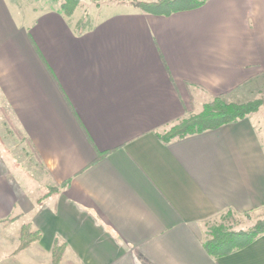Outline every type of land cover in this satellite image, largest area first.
Listing matches in <instances>:
<instances>
[{"label": "crops", "instance_id": "obj_1", "mask_svg": "<svg viewBox=\"0 0 264 264\" xmlns=\"http://www.w3.org/2000/svg\"><path fill=\"white\" fill-rule=\"evenodd\" d=\"M127 1L66 15L0 0V115L57 187L39 203L0 155V264H51L56 240L59 264H264V234L217 258L202 244L218 213L264 207V103L157 136L213 95L264 97V0L169 15ZM27 223L41 236L15 252Z\"/></svg>", "mask_w": 264, "mask_h": 264}, {"label": "trees", "instance_id": "obj_2", "mask_svg": "<svg viewBox=\"0 0 264 264\" xmlns=\"http://www.w3.org/2000/svg\"><path fill=\"white\" fill-rule=\"evenodd\" d=\"M206 0H153L139 1L130 0L127 3L140 10L156 15H169L173 12L189 10L204 4ZM77 0H63L62 11L66 15L73 12ZM261 102L258 100L247 102L227 101L222 94L213 95L212 98L203 104L201 111L173 120L170 128L157 136L167 142L173 139H181L189 135L198 134L206 130L216 129L221 125L243 119L247 115L257 111ZM56 191L53 189L51 192ZM264 234V220L257 221L247 230L234 231L222 224L211 226L202 240L207 253L217 258L240 249L258 236ZM40 232L32 230L29 223L23 224L20 228L19 243L15 250L18 252L27 248L40 238ZM64 251V244L57 240L51 249V264H59Z\"/></svg>", "mask_w": 264, "mask_h": 264}, {"label": "rangeland", "instance_id": "obj_3", "mask_svg": "<svg viewBox=\"0 0 264 264\" xmlns=\"http://www.w3.org/2000/svg\"><path fill=\"white\" fill-rule=\"evenodd\" d=\"M54 1L55 3H59L61 8L63 0ZM108 1L110 0H77L73 11L76 8L80 9L81 11H93L94 9L98 8L101 4ZM255 100L260 101L261 104L264 103V97L262 95L260 96L257 93H252L251 96H249L247 99L239 98L234 101L247 102ZM2 117L4 118V116L0 115V155L7 160V163L12 168L15 166L20 167L23 176V182H27L28 186L31 187V189H27L28 195L31 198L32 196H36L40 203L44 200L47 195L52 194L54 192H51L53 189L57 190V187L52 186V183L48 178L47 173L45 172L43 167H41V165L36 162L34 157H30L28 155V153L26 152L28 148H25V145L22 143L23 140H20V137L18 136V134H16V130L12 126L13 124L11 123V121L7 120L6 122L9 126L6 125V127H4ZM6 119H8V117ZM173 123L174 121L167 123L164 127L159 129V132L161 134L166 132ZM259 220H264V207L257 209L253 212H247L243 214H239L232 210H225L205 222L203 230L206 234L208 232L209 227L218 224H222L228 229L234 231L247 230Z\"/></svg>", "mask_w": 264, "mask_h": 264}]
</instances>
